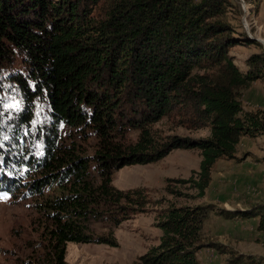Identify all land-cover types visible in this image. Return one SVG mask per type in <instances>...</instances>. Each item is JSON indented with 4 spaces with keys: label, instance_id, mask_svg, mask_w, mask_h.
I'll return each instance as SVG.
<instances>
[{
    "label": "trees",
    "instance_id": "16d2710c",
    "mask_svg": "<svg viewBox=\"0 0 264 264\" xmlns=\"http://www.w3.org/2000/svg\"><path fill=\"white\" fill-rule=\"evenodd\" d=\"M100 2L0 0V68L15 56L26 68V76L6 72L0 77L5 79L0 92L22 97L17 125L30 122L32 109L26 105L40 98L54 122L90 132L98 141L94 177L74 147L62 150L55 144V135L44 137L41 156H14L0 138V159L9 172L3 175L0 165V190L22 197H42L47 188L58 192L42 197L55 224L52 264H66L68 243L114 245L113 231L146 210L143 189L112 186L116 171L156 163L173 150H197L198 172L187 180H167L164 191L181 197L170 184L187 185L200 198L218 161L235 160L242 138L264 135V112H243L240 102L243 90L264 79V52L250 56L245 73L236 67L230 49L260 45L246 34L235 37L223 19L228 0H114L95 17ZM164 118L189 131L208 129L210 135L157 140L153 126ZM132 131L137 138L127 143ZM211 212L225 220L259 217L258 229L264 231V206L170 205L159 215V244L138 264H200L196 254L204 248L225 252L220 243L202 241ZM100 222L108 224L110 239L88 233L90 223ZM241 261L242 256L231 259Z\"/></svg>",
    "mask_w": 264,
    "mask_h": 264
},
{
    "label": "rangeland",
    "instance_id": "374dc122",
    "mask_svg": "<svg viewBox=\"0 0 264 264\" xmlns=\"http://www.w3.org/2000/svg\"><path fill=\"white\" fill-rule=\"evenodd\" d=\"M228 1L223 19L233 27L235 37L242 39V35L246 34L260 45L240 44L230 49L229 55L234 64L241 73H245L250 56L264 52V0H238L240 8L236 0ZM112 2L114 0H101L93 15H104ZM25 69L20 57L15 56L11 65L0 68V77L6 72H19L26 76ZM240 102L243 112L262 114L264 79L254 81L243 90ZM26 107L32 109V118L28 124L17 125L16 117L24 110L22 97L17 93L0 92V138L10 147L6 146V149L11 150L14 156L20 153L41 156L45 149L44 137L55 135V144L62 150L74 147L76 155L88 162L89 173L96 177L92 157L98 150L97 139L90 132L54 122L46 103L40 98ZM153 131L157 140L168 135L193 139L210 135L208 129L189 131L179 127L175 119L168 118L155 124ZM136 138L137 133L130 132L127 143H134ZM235 157V160H220L215 164L210 185L200 198L187 185L170 184L182 194L181 197L164 191L167 180H187L198 172L200 154L197 150H173L156 163L128 166L116 171L112 186L120 191L143 189L149 200L146 210L113 231L114 245L66 244L65 263L138 264L140 256L159 244L162 236L157 226L159 215L170 205H215L227 210L264 206V135L242 138ZM0 165L3 175L9 177L1 159ZM8 177H5L6 180ZM7 182L2 186L6 188ZM22 183L25 181L22 180ZM22 189L18 188L19 191ZM23 190L27 192L25 188ZM53 192L58 193L55 188L44 189L42 197H50ZM42 197L11 196L0 190V264L53 263L51 234L55 224L46 211ZM258 227L259 217L225 220L211 212L203 223L202 241L220 243L224 245L225 252L204 248L196 254L198 261L200 264H264V231ZM87 231L94 237H110L109 226L104 222L90 223ZM234 256H242V261L232 263Z\"/></svg>",
    "mask_w": 264,
    "mask_h": 264
}]
</instances>
